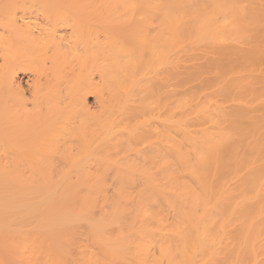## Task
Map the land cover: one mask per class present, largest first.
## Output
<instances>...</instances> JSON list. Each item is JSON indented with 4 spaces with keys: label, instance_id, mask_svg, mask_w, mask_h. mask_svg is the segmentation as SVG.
Listing matches in <instances>:
<instances>
[{
    "label": "bare ground",
    "instance_id": "obj_1",
    "mask_svg": "<svg viewBox=\"0 0 264 264\" xmlns=\"http://www.w3.org/2000/svg\"><path fill=\"white\" fill-rule=\"evenodd\" d=\"M0 146V264H264V0H0Z\"/></svg>",
    "mask_w": 264,
    "mask_h": 264
},
{
    "label": "rangeland",
    "instance_id": "obj_2",
    "mask_svg": "<svg viewBox=\"0 0 264 264\" xmlns=\"http://www.w3.org/2000/svg\"><path fill=\"white\" fill-rule=\"evenodd\" d=\"M34 1H35V0H34ZM19 78H20V79H19ZM19 78H18V79H19V81H21V82H20L21 85L24 86V87H27V86H26L27 82H26V80H25V79H26V76H22V75H20ZM25 82H26V83H25ZM24 87H23V88H24ZM1 150H3V149H2L1 146H0V151H1ZM0 153H2V151H1ZM0 156H1V154H0Z\"/></svg>",
    "mask_w": 264,
    "mask_h": 264
}]
</instances>
